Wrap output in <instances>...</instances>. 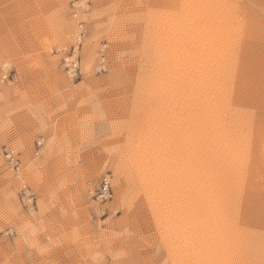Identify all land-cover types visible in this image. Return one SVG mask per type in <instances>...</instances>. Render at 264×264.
<instances>
[{
    "label": "rangeland",
    "instance_id": "rangeland-1",
    "mask_svg": "<svg viewBox=\"0 0 264 264\" xmlns=\"http://www.w3.org/2000/svg\"><path fill=\"white\" fill-rule=\"evenodd\" d=\"M198 212L211 264H264V0H0V264H196Z\"/></svg>",
    "mask_w": 264,
    "mask_h": 264
},
{
    "label": "bare ground",
    "instance_id": "bare-ground-1",
    "mask_svg": "<svg viewBox=\"0 0 264 264\" xmlns=\"http://www.w3.org/2000/svg\"><path fill=\"white\" fill-rule=\"evenodd\" d=\"M197 4V3H196ZM202 4V3H201ZM208 18V17H207ZM174 19V18H173ZM181 20V19H180ZM204 21V20H203ZM211 21V20H210ZM214 22V21H213ZM212 22V23H213ZM181 23V22H180ZM185 23V22H184ZM227 23V22H226ZM199 24V23H198ZM207 24V23H206ZM211 24V23H210ZM208 25H209V22H208ZM186 26V25H185ZM204 26V25H203ZM213 26V25H212ZM215 26V25H214ZM213 26V27H214ZM207 27V26H206ZM183 28V27H182ZM198 28V27H197ZM196 28V29H197ZM205 28V27H204ZM210 29V28H209ZM215 29H217V28H215ZM228 29V28H227ZM200 29H198V31H196L195 32V30H194V32L195 33H189V34H187L186 35V37L185 38H183V39H185L184 40V42H181V44H183V52H184V55H188V54H192L191 56H192V58H193V60H194V58L198 61V74H200V73H206L207 72V70L210 68H208L207 66L209 65V63L211 62H209L208 60L209 59H211L210 58V56H211V54H213L214 53V51H213V45H214V43H215V41H214V38H212V36L210 35V33H203V32H205L206 31V29H205V31H199ZM202 30V29H201ZM207 30H208V28H207ZM213 30H214V28H213ZM193 31V30H192ZM209 31V30H208ZM214 32V31H213ZM216 34H217V32H215ZM176 34V33H175ZM179 35H180V33H178ZM178 35V36H179ZM183 36H185V33L183 34ZM182 36V37H183ZM214 36V35H213ZM218 37V36H217ZM179 38H180V36H179ZM177 39V38H176ZM175 39V40H176ZM198 39V40H197ZM216 39V38H215ZM172 40H174V39H172ZM174 40V41H175ZM179 40V39H178ZM217 40H218V38H217ZM197 41V42H196ZM179 42V41H178ZM188 43L190 44V50H188ZM181 44H179L180 46H181ZM194 44V45H193ZM213 44V45H212ZM178 46V45H177ZM179 46V47H180ZM213 46V47H212ZM176 48V47H175ZM180 48H182V47H180ZM179 48V49H180ZM178 50V49H177ZM216 51V50H215ZM180 52V51H179ZM182 52V51H181ZM181 54V53H180ZM215 54V53H214ZM183 54H181V56H182ZM183 57V56H182ZM212 57V56H211ZM188 59V58H187ZM186 59V60H187ZM211 60H213V58L211 59ZM209 62V63H208ZM211 65V64H210ZM212 66V65H211ZM211 69V68H210ZM209 72V71H208ZM212 73V72H211ZM210 73V74H211ZM207 74V73H206ZM207 75H209V73L207 74ZM205 76V75H204ZM207 77V76H206ZM205 77V78H206ZM212 77H213V75H212ZM199 78H201V77H199L198 76V101L199 100H201V98L202 97H204V99H206V101H204L203 100V102L202 101H199L198 102V127H199V129L200 130H198V133H196V132H193L192 131V129H190V128H188V127H186L185 128V131H186V135H185V143H186V145H187V147L189 146L191 149H192V151H194V149H195V153H194V155L195 156H197L196 157V159L198 160H195V170H194V168H193V170L196 172L195 173V176H193L192 175V177H195L197 180H198V173H200V170H201V168L203 167V166H200L201 165V163L200 162H202L201 160H202V155L201 156H198V149L201 147V145H202V141H204V139H205V137H207L208 136V132L212 129V126L215 124L214 122V113L210 110V106H211V102H209L207 99L209 98V96L210 95H208L209 94V92H211L209 89L210 88H208V86H209V82L208 83H206V80L203 78V75H202V78H203V80H199ZM211 78V77H210ZM212 79V78H211ZM210 79V80H211ZM207 80H208V77H207ZM209 81V80H208ZM212 82V81H211ZM211 86V85H210ZM209 86V87H210ZM212 93V92H211ZM210 93V94H211ZM212 96V95H211ZM216 126V125H215ZM214 128V127H213ZM216 128V127H215ZM204 131H203V130ZM209 130V131H208ZM217 130V129H216ZM202 131L203 132H205V131H207V133L205 134V133H202ZM215 132V131H214ZM220 132V131H219ZM216 133H217V131H216ZM209 134H211V135H209V137L210 136H212V134H213V132L212 133H209ZM220 134V133H219ZM218 134V135H219ZM182 135V134H181ZM207 135V136H206ZM215 134H213V136H214ZM221 135V134H220ZM183 136V135H182ZM209 139V138H208ZM215 139H216V137H215ZM210 140V139H209ZM206 141V140H205ZM205 141H204V143H205ZM207 142V141H206ZM212 142H214V140H212ZM215 143V142H214ZM206 144H204V146H205ZM208 145V144H207ZM207 147V146H206ZM205 147V148H206ZM209 147V146H208ZM211 147L212 146H210V149H211ZM201 149V148H200ZM215 150V149H214ZM200 151V150H199ZM202 151V150H201ZM216 152V151H215ZM200 153V152H199ZM208 153V152H207ZM212 154H213V152H211ZM190 154V153H189ZM193 154V153H192ZM192 154H190V155H192ZM200 155V154H199ZM207 155V154H206ZM214 155V154H213ZM148 156H149V154H148ZM187 156H189V155H187ZM208 156V158L209 159H211L209 156L210 155H207ZM215 156V155H214ZM214 156H212L213 158H214ZM192 157H194V156H192ZM159 158V157H158ZM190 158V157H189ZM207 158V157H206ZM201 159V160H200ZM205 159V158H204ZM215 159V158H214ZM184 160V159H183ZM188 160V159H187ZM212 160V159H211ZM185 161H186V159H185ZM206 161V160H205ZM210 161V160H209ZM144 162V161H143ZM194 162V161H193ZM192 162V163H193ZM191 163V162H190ZM191 163V164H192ZM203 163V162H202ZM206 163V162H205ZM158 164V163H157ZM161 164H163V163H161ZM160 164V165H161ZM182 164V163H181ZM184 164H186V163H184ZM188 164H189V162H188ZM187 164V165H188ZM204 164V163H203ZM148 165V164H147ZM159 165V166H160ZM174 165V164H173ZM190 165V164H189ZM194 165V164H193ZM192 165V166H193ZM184 167H185V165H183ZM191 166V167H192ZM148 167V166H147ZM152 167V166H151ZM170 167V166H169ZM183 167V168H184ZM153 168V167H152ZM212 168V167H211ZM165 169V168H164ZM183 170V169H182ZM184 170H185V168H184ZM183 170V171H184ZM186 170H187V168H186ZM205 170V169H204ZM212 170V169H211ZM192 171V170H191ZM210 171V170H209ZM153 172V171H152ZM156 172V171H155ZM179 172V171H178ZM213 172V171H212ZM193 173V172H192ZM186 174V173H185ZM201 174V173H200ZM207 174V173H206ZM206 174H205V176H206ZM209 174V173H208ZM161 175V174H160ZM174 175V174H173ZM190 175H191V173H190ZM212 175H213V173H212ZM211 175V176H212ZM183 176H185V175H183ZM188 176V175H187ZM204 176V175H203ZM208 176V175H207ZM210 176V175H209ZM148 177V176H147ZM160 177V176H159ZM174 177V176H173ZM178 178H179V176H178ZM177 178V179H178ZM186 178V177H185ZM184 178V179H185ZM195 178H194V182H196V180H195ZM204 178V177H203ZM203 178H202V180H203ZM211 178V177H210ZM175 179V178H174ZM180 179V178H179ZM193 179V178H192ZM200 179V178H199ZM205 179V178H204ZM214 179V178H213ZM212 179V180H213ZM154 180V179H153ZM163 180V179H162ZM181 180V179H180ZM187 180L188 179H186V182H187ZM211 180V179H210ZM211 180V181H212ZM216 180V179H215ZM190 181V180H189ZM201 181V180H200ZM153 182V181H152ZM176 182H177V180H176ZM185 182V185H184V187H182L183 188V190H182V188H181V191H180V193L181 194H179V197H182L183 198V200H182V198H181V201H182V203H185L184 205H185V208L186 209H188L189 211L193 208V210H194V207H192L191 208V206L192 205H194L193 204V202L191 203L190 202V194H189V191L191 190V187L193 186V188L195 189V190H197L198 191V184L196 185V184H194V182H193V185L192 186H190L188 183H186ZM202 182V181H201ZM174 183V182H173ZM184 183V182H183ZM206 183V182H205ZM213 183H215V182H213ZM207 184V183H206ZM173 185H176L175 183L173 184ZM181 185H182V183H181ZM203 185H204V183H203ZM153 186V185H152ZM155 186V185H154ZM201 186V185H200ZM179 187V186H178ZM208 187V186H207ZM177 188V187H176ZM201 188V187H200ZM179 189V188H178ZM203 189V188H202ZM210 189V188H209ZM177 190V189H176ZM194 190V191H195ZM204 190V189H203ZM205 190H206V188H205ZM208 190V189H207ZM211 190V189H210ZM209 190V191H210ZM212 190H214V189H212ZM192 191V190H191ZM176 192V191H175ZM205 192V191H204ZM177 193V192H176ZM179 193V192H178ZM200 193V192H199ZM210 193V192H209ZM218 193V192H217ZM198 194V193H197ZM214 194H215V192H214ZM174 195H175V193H174ZM206 195V194H205ZM204 195V196H205ZM213 195V194H212ZM211 195V196H212ZM200 196V194H198V197ZM218 196V195H217ZM207 197V196H206ZM213 197V196H212ZM200 198V197H199ZM206 199V198H205ZM210 199V198H209ZM208 199V200H209ZM212 199V198H211ZM210 199V200H211ZM204 200V199H203ZM180 201V202H181ZM196 201V200H195ZM213 201V200H212ZM209 202V201H208ZM198 203V202H197ZM181 204V203H180ZM192 204V205H191ZM214 204V203H213ZM216 204V203H215ZM179 207H181V206H179ZM196 207H197V205H196ZM208 208H209V206H207ZM211 207V206H210ZM217 207H218V205H217ZM184 208V207H183ZM178 209V208H177ZM180 209V208H179ZM204 209H205V207H204ZM187 210V211H188ZM188 211V212H189ZM192 211V210H191ZM190 211V212H191ZM196 210H194V212H195ZM216 211H217V209H216ZM200 212V211H199ZM199 212L198 213H195V216H198V218H196L195 219V217H194V219H195V223H194V227H193V231H192V233H191V237H192V240L195 242V245L194 244H192V245H194L195 246V252H196V254L197 255H195L194 253V257H196L197 256V262H196V264H211V259H213L212 258V255H214V254H206V250H209V248L207 247L208 246V239H207V235H206V232H205V230H204V228H206L207 227V229L209 230V227L207 226L208 225V223L207 222H202L201 221V219L202 218H200V215H199ZM206 212H207V210H206ZM182 214V213H181ZM189 214V213H188ZM196 214H198V215H196ZM202 214V213H201ZM191 216H192V214H190ZM172 216V215H171ZM181 216V215H180ZM218 216H219V214H218ZM220 216H221V213H220ZM219 216V217H220ZM186 217V216H185ZM190 217V216H189ZM182 218V217H181ZM184 218V217H183ZM218 218V217H217ZM187 219V218H186ZM190 219V218H189ZM188 219V220H189ZM178 220V219H177ZM185 220V219H184ZM191 220V219H190ZM211 221H212V219H211ZM182 223V222H181ZM192 223V222H191ZM183 225H184V223H182ZM185 224H188V223H185ZM212 224H213V221H212ZM191 225V224H190ZM214 225V224H213ZM212 225V226H213ZM173 227V226H172ZM177 227V226H176ZM176 227H174V228H176ZM180 227V226H179ZM183 227V226H182ZM178 228V227H177ZM179 229V228H178ZM186 229V228H185ZM185 229H184V231H182V228H181V233L183 234V239H184V241H186L185 243H187V242H189V241H187L188 239H187V237H188V235H187V237H186V231H185ZM191 230V229H190ZM189 230V231H190ZM178 231L176 230V233H177ZM190 233V232H189ZM178 235V234H177ZM190 237V238H191ZM181 240V239H180ZM191 240V239H190ZM192 242V241H191ZM184 243V244H185ZM190 245V244H189ZM184 247V246H183ZM186 248H189L188 247V243H187V245L185 246ZM180 249V248H179ZM191 249V248H190ZM193 249V250H194ZM211 249V248H210ZM187 250V249H186ZM184 251V250H183ZM185 252V251H184ZM187 255H186V258H188V260L185 262V264H189V259L191 260L192 258H191V256L192 255H189L188 254V252H185ZM184 253V254H185ZM193 257V258H194ZM214 260H216V259H214ZM213 260V261H214ZM191 263L192 264H194V261H193V259H192V261H191ZM213 263V262H212ZM214 264V263H213Z\"/></svg>",
    "mask_w": 264,
    "mask_h": 264
},
{
    "label": "built area",
    "instance_id": "built-area-1",
    "mask_svg": "<svg viewBox=\"0 0 264 264\" xmlns=\"http://www.w3.org/2000/svg\"><path fill=\"white\" fill-rule=\"evenodd\" d=\"M10 164L13 166L14 169L17 171L19 170V163L15 158L12 156V154H8V157ZM109 196V183L108 181H105V184L103 186V191H102V197H107Z\"/></svg>",
    "mask_w": 264,
    "mask_h": 264
}]
</instances>
